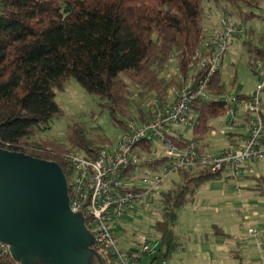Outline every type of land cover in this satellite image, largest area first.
Segmentation results:
<instances>
[{
	"label": "trees",
	"instance_id": "1",
	"mask_svg": "<svg viewBox=\"0 0 264 264\" xmlns=\"http://www.w3.org/2000/svg\"><path fill=\"white\" fill-rule=\"evenodd\" d=\"M204 1L217 3L243 25V34L250 37L243 42L247 66L258 59L264 62V35L255 38L245 27L256 17L246 9H260L264 0H1L0 149L57 163L69 181L71 156L94 158L114 141L79 122L67 126L61 141L42 138L40 133L62 115L56 93L74 79L98 97L121 131L130 121L144 122L150 117L151 100L157 98L164 105L168 90L202 49L207 35ZM209 91L210 101L198 100L191 106L192 136H182L181 145L192 143L202 150L209 146L206 138L213 128L209 121L226 110L217 99L226 91L221 68L210 76ZM146 151L150 152L147 147ZM164 163L161 159L147 165ZM175 174L178 182L162 191L155 204L158 260L167 259L180 246L174 232L177 209L217 178L198 167L181 168ZM253 178L255 190L264 196V178ZM96 251L100 261L95 264H108ZM0 264H18L2 245Z\"/></svg>",
	"mask_w": 264,
	"mask_h": 264
},
{
	"label": "built area",
	"instance_id": "2",
	"mask_svg": "<svg viewBox=\"0 0 264 264\" xmlns=\"http://www.w3.org/2000/svg\"><path fill=\"white\" fill-rule=\"evenodd\" d=\"M220 24L221 30L203 37L202 49L192 57L187 73L178 76V84L168 90L164 105L157 98L152 99L150 117L142 123L128 122L121 137L100 149L94 158L78 155L69 158L70 210L83 217L94 240L93 248L105 252L107 257L103 256L109 264H168L167 259H157L161 246L159 236L157 239L152 234L133 232L128 248L124 249L119 246L117 234L118 231L125 232L121 226L128 217H133L138 206L154 202L157 186L177 170L205 168L221 181L261 177L255 173L253 164L264 161L262 60L251 65V71L257 77L251 96L226 95L224 92L217 97L226 107L221 116L225 118L227 129L220 130L227 143L225 149L213 154L192 143L181 145L182 135L175 129V126L193 127L191 106L198 100L210 101V76L221 68L232 39L244 30L226 18L221 19ZM204 71L197 79L196 75ZM155 143L162 149L155 148ZM161 159H165L162 165H147ZM143 169L152 173L149 181L142 180L149 184L147 189L131 182ZM248 234L258 236L255 229H249Z\"/></svg>",
	"mask_w": 264,
	"mask_h": 264
},
{
	"label": "rangeland",
	"instance_id": "3",
	"mask_svg": "<svg viewBox=\"0 0 264 264\" xmlns=\"http://www.w3.org/2000/svg\"><path fill=\"white\" fill-rule=\"evenodd\" d=\"M203 6V27L208 36L221 30L220 22L223 18L243 27L236 15L224 14L217 3L204 1ZM246 11L253 12L256 17L245 27L252 29L255 38L264 35V2L260 9ZM249 39L243 33L234 37L223 56L221 74L226 85V95L251 96L255 90L257 77L246 64V49L243 46V42ZM55 101L62 115L53 119L48 130L40 133L42 138L63 140L67 126L73 122L82 123L88 130L98 128L102 135L114 142L121 137V129L112 123L108 110L100 105L98 97L88 94L76 80L70 79L64 90L56 93ZM148 104L149 101L145 107ZM209 125L213 127L206 138L211 145L209 151L218 154L227 147L220 134V130L227 129L225 118L220 116L212 119ZM175 129L184 138L190 139L192 136V127L175 126ZM154 145L162 149L157 143ZM253 169L264 178V161L253 164ZM151 175L149 169H143L138 172L137 179L131 182L144 189L150 188L142 180L149 181ZM174 182H178L176 174L157 186L152 204L138 206L133 217L124 221L121 227L125 232L118 231L117 234L121 248H128L133 232L152 234L158 239L155 222L159 215L155 211V204L159 193L168 190ZM255 184L254 178L237 181H221L216 178L200 187L193 201L176 211L174 232L180 246L169 254L168 264H264V196L255 190ZM249 229H255L258 236L251 237ZM102 254L107 257L105 252Z\"/></svg>",
	"mask_w": 264,
	"mask_h": 264
},
{
	"label": "water",
	"instance_id": "4",
	"mask_svg": "<svg viewBox=\"0 0 264 264\" xmlns=\"http://www.w3.org/2000/svg\"><path fill=\"white\" fill-rule=\"evenodd\" d=\"M68 181L54 162L0 149V245L18 264L100 261Z\"/></svg>",
	"mask_w": 264,
	"mask_h": 264
},
{
	"label": "crops",
	"instance_id": "5",
	"mask_svg": "<svg viewBox=\"0 0 264 264\" xmlns=\"http://www.w3.org/2000/svg\"><path fill=\"white\" fill-rule=\"evenodd\" d=\"M211 148V145L209 144V146L206 148V150H210ZM262 177V176H261Z\"/></svg>",
	"mask_w": 264,
	"mask_h": 264
},
{
	"label": "flooded vegetation",
	"instance_id": "6",
	"mask_svg": "<svg viewBox=\"0 0 264 264\" xmlns=\"http://www.w3.org/2000/svg\"><path fill=\"white\" fill-rule=\"evenodd\" d=\"M99 257V256H98ZM99 260H100V257H99Z\"/></svg>",
	"mask_w": 264,
	"mask_h": 264
}]
</instances>
